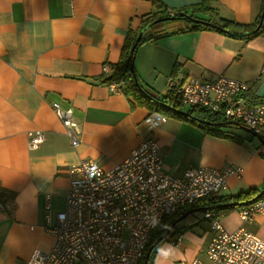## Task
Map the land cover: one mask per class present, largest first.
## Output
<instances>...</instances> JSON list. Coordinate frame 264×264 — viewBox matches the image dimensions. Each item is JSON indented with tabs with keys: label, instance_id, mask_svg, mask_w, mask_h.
<instances>
[{
	"label": "crops",
	"instance_id": "1",
	"mask_svg": "<svg viewBox=\"0 0 264 264\" xmlns=\"http://www.w3.org/2000/svg\"><path fill=\"white\" fill-rule=\"evenodd\" d=\"M200 2L0 0V200L7 199L0 209V264H26L33 250L51 248L46 216L64 209L70 166L92 160L109 170L150 135L160 145L165 173L181 177L189 168L239 167L240 175L228 177L220 196L264 193V142L257 136L240 128L212 134L198 123L156 110L151 112L166 120L148 134L143 126L148 109L135 106L122 85L112 91L104 80L127 32L137 31L145 16ZM212 6L219 17L240 25L253 24L264 9L263 0H216ZM181 27L167 21L143 32L145 42L136 49L133 67L149 95L176 97L167 86L171 76L210 81L224 75L246 84L243 97L250 107L264 104V30L242 40L210 30L174 32ZM54 103L72 110L80 126L76 147ZM179 105L184 111L191 108ZM34 132H41L43 140L32 149ZM238 210L220 214L223 229L244 227L264 241V216L243 222ZM181 220L177 232L186 225ZM187 225L159 242L146 264L204 260L213 231L206 221ZM179 235L181 244L175 246Z\"/></svg>",
	"mask_w": 264,
	"mask_h": 264
},
{
	"label": "built area",
	"instance_id": "2",
	"mask_svg": "<svg viewBox=\"0 0 264 264\" xmlns=\"http://www.w3.org/2000/svg\"><path fill=\"white\" fill-rule=\"evenodd\" d=\"M103 71H108L107 66ZM119 83L107 84L118 91ZM167 86L182 105L219 111L253 135H264V104L250 107L245 102L247 86L243 82L224 75L210 81L171 76ZM52 107L76 147L80 126L72 110L58 103ZM165 120L163 114L149 112L143 119L144 132L152 134ZM42 140L41 132H34L29 146L36 148ZM240 171L232 166L225 170L198 167L173 177L164 172V157L152 135L109 170L92 160L81 161L70 166L64 209L46 216V231L53 236L51 248L33 250L26 264H142L150 236L166 216L220 194L227 187L228 177L239 176ZM6 201L0 200V209ZM238 214L243 222H251L258 214L264 216V194L241 207ZM203 217L213 236L205 259H193L188 264H264L263 240L244 227L225 231L220 214L206 211ZM177 237L175 246L181 242V236Z\"/></svg>",
	"mask_w": 264,
	"mask_h": 264
},
{
	"label": "trees",
	"instance_id": "3",
	"mask_svg": "<svg viewBox=\"0 0 264 264\" xmlns=\"http://www.w3.org/2000/svg\"><path fill=\"white\" fill-rule=\"evenodd\" d=\"M213 1L216 0H201L199 4L193 5L191 7H181L179 9H174L171 12L164 10L161 13H152L145 16L142 20L141 27L137 31L127 32L119 59L116 63L109 64L111 73L109 76H106L104 80L122 82L123 93L132 99V103L135 106L147 108L149 112L156 110L169 113L173 116H176L178 119H186L192 123H198L199 126L205 128L207 132L212 134H220L222 133L220 132L221 130L239 128V123L234 120L224 118L222 113L219 111L211 112L203 108L191 107L187 111L182 110L184 113H186L182 114L179 112L181 109L179 108L180 105L176 100V97L172 95H166L156 98L149 95L140 84L135 70H130L131 65H133L136 49L139 45L145 42L143 32L162 22L177 21L181 23L182 27L175 30L174 32H180L187 29L210 30L218 32L226 37L242 40H249L264 30L263 19L260 28L257 31L251 33V31H253L258 25L260 16L251 25H240L232 22L231 20L219 17L217 14H215V9L212 6ZM194 20L200 22H194ZM205 23H208L209 25ZM138 36H140V38L138 41H136ZM148 39L147 40L150 41L154 38L149 37ZM133 47L134 50L131 51ZM226 134L229 135V132ZM259 139L264 142V135L259 137ZM253 193L250 191L246 194L207 197L197 201L187 208L166 216L160 225L152 232L146 250H148V248H150L158 238L166 234L168 227L174 220L184 217L181 221L185 222L186 225L180 227L178 232L176 231L175 227L173 230L174 232L172 231L170 235L164 240L169 239V237L172 236V233L177 232L175 235H178L184 230L189 229L190 226L187 224H191V221L197 223L206 221L203 217V214L206 211H210L215 214H222L247 206L257 197V194L254 195ZM189 210L196 211L187 214Z\"/></svg>",
	"mask_w": 264,
	"mask_h": 264
},
{
	"label": "water",
	"instance_id": "4",
	"mask_svg": "<svg viewBox=\"0 0 264 264\" xmlns=\"http://www.w3.org/2000/svg\"><path fill=\"white\" fill-rule=\"evenodd\" d=\"M263 18H264V9H263V11H262V13H261V15H260L258 25L256 26V28H255L253 31H251V33L257 31V30L260 28V26H261V24H262V21H263ZM164 19H167V18H164ZM194 22H200V21H196V20H194ZM201 23H204V22H201ZM205 24H208V23H205ZM208 25H209V24H208ZM139 38H140V36L137 37V40H136V41H138ZM134 47H135V46H134ZM134 47L132 48L131 51L134 50ZM133 69H134V68H133V65H131L130 70L133 71ZM179 112H181L182 114H186V113H184L182 110H180ZM239 128L242 129V130H244V131L249 132V130H247L246 128H244V127H242V126H240ZM261 194H262V193H261ZM261 194H260L258 197H260ZM195 211H196V210H189V211L187 212V214L192 213V212H195ZM181 219H182V217H180V218L174 220V222L168 227V230H167L166 234H164L163 236H161L160 238H158L157 241H156V242H155V243H154V244L148 249V251H147V253H146L145 257H144V263H143V264H146V262H147V260H148V256H149L151 250H152V249H153V248H154L159 242H161L165 237H167V235L170 233V231L175 227V225H176Z\"/></svg>",
	"mask_w": 264,
	"mask_h": 264
},
{
	"label": "rangeland",
	"instance_id": "5",
	"mask_svg": "<svg viewBox=\"0 0 264 264\" xmlns=\"http://www.w3.org/2000/svg\"><path fill=\"white\" fill-rule=\"evenodd\" d=\"M150 112H151V111H150ZM148 113H149V112H148ZM143 126H144V125H143ZM144 129H145V128H144ZM257 138H259V137L257 136ZM68 189H69V187H68ZM67 193H68V192H67ZM220 194H221V193H220ZM220 194H218V195H216V196H219ZM66 195H67V194H66ZM257 197H258V196H257ZM257 197H256V199H257ZM256 199H255V200H256ZM65 200H66V196H65ZM250 203H251V202H250ZM55 213H57V212H55ZM170 233H171V232H170ZM170 233H169V234H170ZM169 234H168V235H169ZM177 238H178V237H177ZM177 238H176V239H177ZM176 239H175V240H176ZM181 240H182V238H181ZM180 244H181V242H180ZM208 244H209V243H208ZM207 246H208V245H207ZM206 248H207V247H206ZM205 251H206V250H205ZM146 252H147V250H146ZM146 252H145V253H146ZM144 257H145V255H144ZM143 259H144V258H143Z\"/></svg>",
	"mask_w": 264,
	"mask_h": 264
}]
</instances>
